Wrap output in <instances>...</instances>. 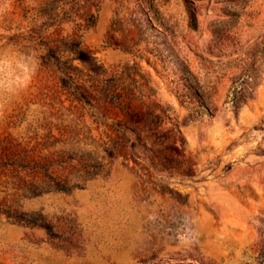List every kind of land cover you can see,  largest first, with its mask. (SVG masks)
Instances as JSON below:
<instances>
[{
	"label": "rangeland",
	"instance_id": "374dc122",
	"mask_svg": "<svg viewBox=\"0 0 264 264\" xmlns=\"http://www.w3.org/2000/svg\"><path fill=\"white\" fill-rule=\"evenodd\" d=\"M0 264H264V0H0Z\"/></svg>",
	"mask_w": 264,
	"mask_h": 264
}]
</instances>
